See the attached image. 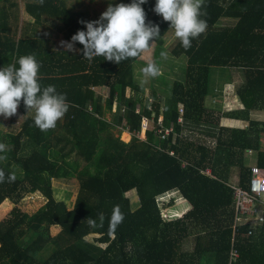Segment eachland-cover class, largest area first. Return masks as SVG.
<instances>
[{"label": "trees", "instance_id": "1", "mask_svg": "<svg viewBox=\"0 0 264 264\" xmlns=\"http://www.w3.org/2000/svg\"><path fill=\"white\" fill-rule=\"evenodd\" d=\"M155 3L147 0L142 7L146 23L160 28V36L146 51L155 53L158 61L165 35L172 29L153 11ZM16 5L15 0H0V68L33 55L40 64L38 82L42 87L55 85L66 94L70 107L47 132L34 125L32 114L16 133L0 130V143L10 148L15 167L22 169L14 183H0V206L6 200L13 205L0 215V264H229L234 235L240 255L232 264H264V221L256 223L251 233L250 221L234 229L230 183L232 167H238V184L249 187L248 150L255 151V165L264 168V121L249 116L251 110H264V0H204L206 15L201 19L207 21L206 31L187 50L178 39L172 41V54L185 57L181 78L171 90L154 93L142 111L137 107L143 102L139 93L144 88L136 81L135 68L146 52L119 65L103 57L89 63L82 51L50 47L38 26L55 25L70 41L78 30H86L80 20L97 17L68 7L64 0H44L43 6L27 0L25 10L34 21L18 31L17 16L10 9ZM222 18L229 20L221 23ZM75 47L82 50L83 45L77 42ZM220 70L235 72L236 95L243 107L216 117L205 101L216 92L213 72ZM127 89L136 92L126 94ZM114 102L118 111H113ZM19 108L27 112L23 101ZM106 110L113 113L110 120L104 117ZM144 116L153 119L155 126L142 139L135 132ZM222 117L248 123L221 126ZM119 126L132 133L129 141L115 134ZM159 127L173 131L162 139ZM195 132L215 138L216 146L192 139ZM91 162L103 169L102 175L80 172ZM0 169L13 173L2 163ZM71 175L77 178L78 188L68 207L57 198L53 180ZM174 189L191 206L180 216L166 218L158 195ZM130 190L137 193L136 201L127 194ZM36 191L47 198L36 211L29 214L17 206L27 193ZM186 203L169 211L182 212ZM115 205L125 218L109 234ZM87 217L97 227H89ZM52 227L58 228L56 233ZM30 230L33 238L18 247V238ZM91 234L96 235L89 238Z\"/></svg>", "mask_w": 264, "mask_h": 264}, {"label": "clouds", "instance_id": "2", "mask_svg": "<svg viewBox=\"0 0 264 264\" xmlns=\"http://www.w3.org/2000/svg\"><path fill=\"white\" fill-rule=\"evenodd\" d=\"M43 6L44 0H36ZM147 0H131V3H109L107 9L94 21L80 20L86 30H78L70 41H60L66 52H81L82 58L89 63L96 57H103L119 65L130 58H139L146 52L152 42L160 36V28L151 22L146 23V13L142 5ZM204 0H156L153 11L169 22L174 37L187 50L192 41L206 31L207 21L201 19ZM83 45L82 50L75 47ZM161 57L167 58L166 52ZM18 65V67H17ZM40 64L33 55L18 58L16 63H9L0 68V116L5 119L16 115L18 106L23 101L28 112H34V125L42 132L56 127L58 120L68 112L70 103L65 93L57 91L55 85L42 87L38 82ZM143 86L149 78L161 75L160 68L148 62L141 69ZM6 151V145L0 143V152ZM2 158V157H0ZM15 173L0 169V183H14ZM124 214L120 206L115 205L109 219V234L114 233L123 222ZM104 219L103 213L100 220ZM91 228L97 227L94 220L85 219Z\"/></svg>", "mask_w": 264, "mask_h": 264}, {"label": "rangeland", "instance_id": "3", "mask_svg": "<svg viewBox=\"0 0 264 264\" xmlns=\"http://www.w3.org/2000/svg\"><path fill=\"white\" fill-rule=\"evenodd\" d=\"M27 0H15L16 6L13 8H10L14 14L17 16V24H18V31L22 30V27L25 26L27 23H33V17L29 15L25 10V3ZM66 5L73 6L75 10H84L88 12V14L91 17H97L101 15L102 12H104L107 9V6L109 3L118 4L121 3L122 0H64ZM228 18H222L220 21L221 23L227 22ZM38 32L42 34V37L44 39H47L48 44L50 47H53L55 49H61L63 48L60 44V41H69L66 40L63 35L56 30L55 25H50L49 27L44 26H38ZM169 32V31H168ZM165 35L166 41L164 43L165 49L162 52L167 53V58L161 57V53L159 56L158 61L154 60L155 53L153 52H146L143 57L136 62V68H135V78L136 81L140 84V80L142 79V73L141 69L147 65L148 62L155 63L161 70V75H159L156 78H149L147 82L142 86L144 88V93L141 94V98H143L142 104L138 105V110H143L145 102L151 103L153 94H162L164 89L171 90L173 87V83L176 79L181 78L183 69L185 66V57L179 56L176 57L171 52V47L173 46V39L174 37V31L171 30L169 33ZM231 76V77H230ZM235 76V72L232 71V74H230L228 71H214L213 77L214 80H217L218 85L215 86L216 92L214 94H210L206 97L205 104L210 109L213 110L214 115L218 117L221 112L227 111V110H238L243 107L242 103L239 99V97L236 95V86H237V80H233ZM226 87V90L224 91ZM136 91H131L130 89H127L126 94H133ZM107 94V92H106ZM238 97V98H237ZM119 107L118 104L114 102L113 105V111H118ZM180 110H182L180 106ZM140 111V112H141ZM28 114L34 115V112H23L21 108L17 109L16 115L9 117L5 119L3 116H0V130L16 133L19 128H21V125L24 122V119L27 117ZM111 113L110 111H105L104 117L108 120L111 119ZM249 116L251 119L258 120V121H264V110H251L249 113ZM143 118H148L144 116ZM163 118L160 116V119ZM149 119L148 125L145 129V131L142 130L141 125L140 130L135 132L137 136L144 139L146 135V131L149 129L154 128V121L153 119ZM124 122H122L123 124ZM247 121H240V120H234L233 118H224L222 117L220 119V125L221 126H230V127H246ZM120 130V131H119ZM115 134L119 136V138L123 141H129L131 138L132 133L128 132L127 130H121L120 126L116 127L114 130ZM189 133H185V136L189 137ZM192 139L194 140H200V143L202 144H208L207 141L210 140L209 144L211 148H214L215 145L212 144V141H216L215 138H208V136H205L204 134H200L198 132H195L192 136ZM262 144L264 145V136L262 138ZM254 155L255 151L250 150L249 157H248V164H252L254 162ZM0 163H2L5 166L11 167L13 173L16 175L22 174V169H19L18 167H15V163L12 159V156H10V148L6 147L5 152H0ZM15 167V168H14ZM238 171V167H232L233 175ZM80 172L86 173V174H95V175H102L103 169L94 163H89L86 165V167L82 168ZM54 188H55V194L57 198H62L66 202V205L68 207H71L73 205L77 188H78V180L74 175H71L64 179H57L54 178ZM232 183V182H231ZM234 183V182H233ZM134 193V196H133ZM127 194H129L134 199L137 197V193L133 190L128 191ZM137 199V198H136ZM135 199V201H136ZM186 199L178 190H168L166 192H163L158 195V204L161 206V213L164 217H177L182 215L185 211L178 212L176 210H170L169 208L173 206H178L179 204H185ZM47 201V198L43 195L42 192L36 191V192H29L25 195V197L17 203V206L19 208L24 209L27 213L31 214L34 211H36L42 204H44ZM134 201V203H136ZM133 203V206L135 205ZM187 204V203H186ZM12 203L8 200L4 201L2 205L0 206V215L9 212L12 208ZM188 209V208H187ZM170 213V214H169ZM243 221V220H242ZM56 227H52V231L54 233L57 232ZM96 234H91L88 237L92 238ZM33 238V231L30 230L27 233H25L21 238H18L16 245L18 247L25 246L31 239ZM188 247H191V244L188 243Z\"/></svg>", "mask_w": 264, "mask_h": 264}, {"label": "built area", "instance_id": "4", "mask_svg": "<svg viewBox=\"0 0 264 264\" xmlns=\"http://www.w3.org/2000/svg\"><path fill=\"white\" fill-rule=\"evenodd\" d=\"M179 121L181 122L182 119L179 118ZM148 122V118L142 119L141 125H143V127L141 128L143 131H145ZM172 131L173 130L170 127H167L165 129H163V127H159L157 133L160 138L165 139L170 135ZM212 144L216 145V141H212ZM170 153L174 154V151H170ZM205 171L207 173H211L210 168H206ZM250 172L251 177L248 188H244L240 184L232 185L234 189L235 199L234 229L236 230L240 223L250 221L252 224L251 228L249 229V233L252 232V228L255 227L256 223L264 221V168H261L254 164L250 167ZM239 255V249L235 245L234 235L232 238V245L230 249L229 264L235 262L238 259Z\"/></svg>", "mask_w": 264, "mask_h": 264}, {"label": "crops", "instance_id": "5", "mask_svg": "<svg viewBox=\"0 0 264 264\" xmlns=\"http://www.w3.org/2000/svg\"><path fill=\"white\" fill-rule=\"evenodd\" d=\"M226 90V87H225V89H224V91ZM238 98V97H237ZM238 100H240V99H238ZM235 120V119H234ZM236 120H239V119H236ZM241 122L242 121H244V120H240ZM208 138H210V137H208ZM209 141L210 140H208L207 141V143L209 144ZM216 146V145H215ZM249 151L250 150H248L247 152V155H246V162L248 161V157H249ZM254 160H255V155H254ZM253 164H255V161L253 162ZM232 182V183H231ZM234 182V183H233ZM230 183L232 184V185H236V184H238L239 183V172L237 171L236 173H235V175H233L232 174V177L230 178ZM186 202H187V204H188V209H190V206H191V204H190V202H189V200L188 199H186ZM188 209H186V211L188 210ZM185 211V212H186Z\"/></svg>", "mask_w": 264, "mask_h": 264}]
</instances>
